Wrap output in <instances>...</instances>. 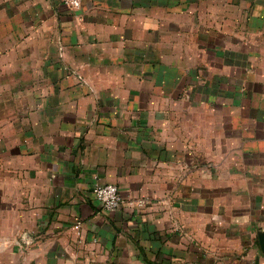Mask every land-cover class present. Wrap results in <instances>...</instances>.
<instances>
[{
    "label": "crops",
    "instance_id": "obj_1",
    "mask_svg": "<svg viewBox=\"0 0 264 264\" xmlns=\"http://www.w3.org/2000/svg\"><path fill=\"white\" fill-rule=\"evenodd\" d=\"M259 232L264 0H0V264H264Z\"/></svg>",
    "mask_w": 264,
    "mask_h": 264
},
{
    "label": "built area",
    "instance_id": "obj_2",
    "mask_svg": "<svg viewBox=\"0 0 264 264\" xmlns=\"http://www.w3.org/2000/svg\"><path fill=\"white\" fill-rule=\"evenodd\" d=\"M59 1L65 4L70 10H79L82 6V0ZM92 194L102 209L109 213L117 211L123 203L118 187L112 184L96 185L92 189ZM80 227V223L75 225L76 230L80 229Z\"/></svg>",
    "mask_w": 264,
    "mask_h": 264
},
{
    "label": "water",
    "instance_id": "obj_3",
    "mask_svg": "<svg viewBox=\"0 0 264 264\" xmlns=\"http://www.w3.org/2000/svg\"><path fill=\"white\" fill-rule=\"evenodd\" d=\"M258 241L262 252L264 253V232H259Z\"/></svg>",
    "mask_w": 264,
    "mask_h": 264
}]
</instances>
